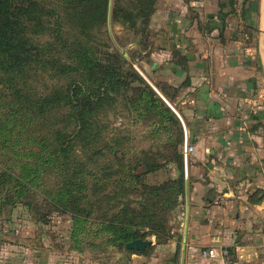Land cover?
Segmentation results:
<instances>
[{
  "label": "crops",
  "instance_id": "obj_1",
  "mask_svg": "<svg viewBox=\"0 0 264 264\" xmlns=\"http://www.w3.org/2000/svg\"><path fill=\"white\" fill-rule=\"evenodd\" d=\"M253 10V0H158L139 51L140 67L165 89L193 147L183 264H223L198 252L222 246L242 256L227 264H264V109H255L264 58L251 31ZM261 17L260 5V29ZM183 204L163 253L174 264L181 263L185 190ZM32 255L31 264H44Z\"/></svg>",
  "mask_w": 264,
  "mask_h": 264
},
{
  "label": "trees",
  "instance_id": "obj_2",
  "mask_svg": "<svg viewBox=\"0 0 264 264\" xmlns=\"http://www.w3.org/2000/svg\"><path fill=\"white\" fill-rule=\"evenodd\" d=\"M157 1L130 0L133 6L120 9L139 34L137 61L143 59L139 51L145 45ZM63 2L67 10L64 22L54 6L38 7L36 0H0V213L3 208L12 210L24 204L23 199L44 179V173L53 169L59 170L63 179L54 191L57 201L63 202L62 207L73 206V211L83 213L82 172L78 166H84V149L100 139L98 114L103 105L112 107L114 97L109 93L113 90L123 95L132 90L135 95L129 101L140 114L158 108L176 122L183 145L179 118L135 67L143 72L140 65L130 62L131 56L126 51V56L121 53L109 34L112 45L91 35L94 27L86 9L94 8L100 23L107 27L109 0ZM115 4L112 0L111 21L117 18ZM37 35L48 39L41 41ZM148 78L170 101L165 89ZM92 153L97 163L99 149L93 147ZM177 157L184 165V155L179 152ZM70 166L74 167L69 171ZM143 166H154V162L144 161ZM181 174L176 190L184 194V170ZM140 175H134V179ZM114 219L126 225L132 221ZM128 226L118 242L143 237L128 231Z\"/></svg>",
  "mask_w": 264,
  "mask_h": 264
},
{
  "label": "rangeland",
  "instance_id": "obj_3",
  "mask_svg": "<svg viewBox=\"0 0 264 264\" xmlns=\"http://www.w3.org/2000/svg\"><path fill=\"white\" fill-rule=\"evenodd\" d=\"M129 1L116 0L118 13L111 21V29L122 50L131 56L130 62L137 65L139 34L125 20L128 17L120 13L121 7L133 6ZM36 2L38 7L54 6L63 16L61 21H65L63 0ZM260 2L253 0L251 31L264 58ZM93 9L85 11L94 27L91 35L112 45L106 24L100 23ZM37 37L41 41L48 39L46 35ZM46 82L50 84L51 80ZM109 95L114 97L112 107L105 104L98 114L102 125L100 139L84 149V166H78L82 172L83 213L73 211V206L62 207L63 202L55 198L54 191L63 182L61 172L53 169L44 173V179L23 199L24 204L12 210L3 208L0 213V264H31L33 253L44 264L45 260L48 264H133L141 258L143 264H174L175 257L170 259L163 253L168 251L165 248L174 239L175 227L183 217L184 194L176 190L184 170L177 157L179 152L183 154L179 126L158 108L140 114L129 101L135 95L132 90L126 95L113 90ZM93 147L99 149L97 163ZM144 161L154 162V166H143ZM136 174H141L137 180ZM125 207L126 211H121ZM114 218L132 220L127 224L128 231L144 234L140 239L149 240L150 244L143 250L125 248V243L117 240L127 225Z\"/></svg>",
  "mask_w": 264,
  "mask_h": 264
},
{
  "label": "water",
  "instance_id": "obj_4",
  "mask_svg": "<svg viewBox=\"0 0 264 264\" xmlns=\"http://www.w3.org/2000/svg\"><path fill=\"white\" fill-rule=\"evenodd\" d=\"M111 7H112V0H109L108 3V13H107V30L108 34L113 42V45L120 50L121 53H123L125 56V51H123L120 46L117 44L113 33L111 29ZM137 70L140 72V74L148 81V83L155 89V91L159 94V96L167 103V105L173 110V112L176 114V116L179 118L182 128L184 131V141H183V155H184V179H185V205H186V212H185V227H184V236H183V245L181 247V263L183 264L184 256H185V241H186V223H187V216H188V182H187V147H188V141H187V134L185 129V124L183 122V119L179 112L169 103V101L161 94V92L155 87V85L149 80V78L137 67ZM150 244L149 240H143L140 238L134 239L132 241H129L124 244L125 248L127 249H137V250H143L146 245Z\"/></svg>",
  "mask_w": 264,
  "mask_h": 264
},
{
  "label": "built area",
  "instance_id": "obj_5",
  "mask_svg": "<svg viewBox=\"0 0 264 264\" xmlns=\"http://www.w3.org/2000/svg\"><path fill=\"white\" fill-rule=\"evenodd\" d=\"M258 98L260 103L255 105V109L260 111L264 109V91H262L260 94H258ZM193 150L192 146L187 147V152H191ZM238 247H228V246H222L219 249L210 247V248H200L198 250L199 254L202 257L205 258H217L219 259L223 264H227L230 262V256L234 254V256L238 257V259H241L242 256L238 252ZM137 264V263H134ZM150 264H160V263H150ZM242 264H249L247 261H243Z\"/></svg>",
  "mask_w": 264,
  "mask_h": 264
},
{
  "label": "bare ground",
  "instance_id": "obj_6",
  "mask_svg": "<svg viewBox=\"0 0 264 264\" xmlns=\"http://www.w3.org/2000/svg\"><path fill=\"white\" fill-rule=\"evenodd\" d=\"M261 22H260V26H261V29L262 31L264 32V0H261ZM262 45V44H261Z\"/></svg>",
  "mask_w": 264,
  "mask_h": 264
}]
</instances>
